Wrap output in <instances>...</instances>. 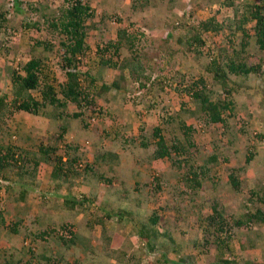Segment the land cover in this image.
Segmentation results:
<instances>
[{
	"label": "rangeland",
	"instance_id": "374dc122",
	"mask_svg": "<svg viewBox=\"0 0 264 264\" xmlns=\"http://www.w3.org/2000/svg\"><path fill=\"white\" fill-rule=\"evenodd\" d=\"M12 1L0 0V10L9 9L11 13L9 27L6 28L5 33L0 34V95L6 89L8 90L9 69L18 67L34 54H43L48 57L52 68L55 69L58 56L61 54L59 35L50 32L46 17H41V12L47 15H58L60 8L67 4L66 0H20L25 3L21 6L22 9L27 3H36L35 6L40 12L38 14L27 8L24 13H15ZM87 1L93 9V16L86 22V41L89 47L85 52L91 58L96 53L97 45L114 40L117 30L130 26V21L135 18L129 8L130 0ZM226 1L152 0L147 14L154 20L155 27L144 28L139 22L136 23V27L144 33L146 38L150 39V43H146L144 36H141L139 41L140 50L143 51L142 56L145 55L149 66L147 70L149 80H146L143 86L138 84L136 88L131 80L126 84L125 90L111 89L107 94L108 102L104 103L98 99V103L110 109L116 121H112L107 115L95 113L88 117H94L95 120L88 121L86 126L89 132H94L92 135L95 137L94 139L92 137L95 141V152L93 151V154L88 157L90 162L81 160L85 169L89 168L84 175V180H88L91 185L87 187L89 192L98 197L106 198L108 193L115 196L116 199L110 198L108 208L102 207L104 213L109 211V208L113 210L122 207L119 203L121 198L123 201L127 200L130 206L136 198H141L142 216L147 215L149 218L155 212L159 219L160 231L166 228L172 231V236L176 241L175 247L173 244L167 249V254L172 257L178 255L177 243L190 241L191 246L184 256H194L197 260L199 259L200 251L198 253L197 249L192 248L193 241L198 239V232L194 230L197 226V218L194 214L198 212L199 203L205 204L206 214L211 212L212 202H217L224 207V212L229 214L247 203L249 189L259 187L258 180H264V51L259 49L255 43L252 21L243 24V30H246V33L237 28L238 18L244 12L245 4H258L264 9V0H233V4L230 5L226 4ZM211 17L215 18L214 25L215 23L220 24L221 28L201 34L203 44L198 49L202 52L198 54L191 50L196 43L192 44V47L188 46V42L191 41L190 37L195 31L191 27ZM24 21H27L26 23L37 21L40 29L24 27L22 25ZM180 21L186 24L179 26ZM35 39L50 41L53 48L48 52H42L40 47L33 50L31 47ZM244 40H246L245 44ZM213 57L215 59L219 57L220 60L234 58L245 62L248 66L257 67L256 65L259 64L260 69L247 75L228 73L224 79L225 85H223L224 83L213 78L214 68L211 65ZM122 75L123 73L116 69H108L99 76L100 79H97L96 84L111 83L112 79H119ZM165 76V80L162 79ZM160 77H162L161 80H158ZM200 79L204 81L211 100L217 101L224 98L233 101L232 109L229 110V108L223 112V122L210 123L201 111L198 100L191 97L192 90H188L187 87L193 89V83ZM70 111L73 110L68 107L63 115L71 113ZM41 115L49 117L51 111L46 110ZM33 118L22 112L7 113L4 117L5 121L0 120V145H10L24 150L19 145L22 140L34 151H38L41 144L57 146V153L63 152L66 146L75 147L74 137L67 136V132L64 135L61 134V129L60 131L52 129L48 132L49 137H44L41 141L28 140L23 133L17 132L19 125L33 126ZM26 119L28 125L25 123ZM58 121V126H68V128L75 127L76 129L84 126V122L79 121L78 124L77 119H70L69 123ZM108 124L118 125L121 134L119 139L113 142L107 140L108 142L103 141V144H100V137H104V130L108 129ZM155 126L161 127V134L168 144L175 139L184 141L186 138H192L194 140L195 144L191 148L193 152L191 162L206 163L210 168L211 178L203 180L202 189L198 192L192 194L188 189L187 193L182 179L183 169L175 167L172 162L180 156L172 154L171 158L162 159L153 157L151 148L155 147V138L151 136V131ZM185 131H188V134H185ZM79 132L88 133L85 129H80ZM17 133L20 134V138L16 137ZM146 138L152 146L144 149L140 142ZM89 140L91 141L90 136ZM106 149L113 151L120 149L119 162L102 161L99 157ZM249 155H252V159L246 163L245 158ZM92 165L94 166L91 167ZM234 168L243 170V173L235 172L239 174L241 182L239 191L234 190L228 181V172ZM38 169L39 167L22 176L21 179L25 180L24 185L18 182L20 165L3 169L0 173V201L4 195H14L12 189L4 190L2 187L25 186L24 188L28 191L34 189L32 185L38 176ZM85 169H81L83 173ZM103 177L109 178L110 183L102 180ZM99 186L101 189L97 191ZM96 205L98 204L94 202V206ZM185 228L191 231L189 235L184 236V232L181 231ZM260 228L264 231V225ZM234 233L236 234L232 245L234 251L239 246L238 237L244 238L245 243L249 245L251 243L256 245L258 238L254 229L234 230ZM204 234L212 240L209 231ZM211 243L208 246L209 252L202 258L204 263L215 254L214 240ZM154 244L159 249H156L155 253L164 250L158 241ZM255 248H250V254L258 256L257 252H254ZM222 249L224 252L225 248ZM3 250L5 248L0 244V264L4 259ZM107 253L114 254L109 251ZM233 255L240 257L237 256L236 251ZM162 259L165 261V258Z\"/></svg>",
	"mask_w": 264,
	"mask_h": 264
},
{
	"label": "trees",
	"instance_id": "16d2710c",
	"mask_svg": "<svg viewBox=\"0 0 264 264\" xmlns=\"http://www.w3.org/2000/svg\"><path fill=\"white\" fill-rule=\"evenodd\" d=\"M151 1L152 0H130L129 8L135 20L130 21V26H124L118 29L114 40H108L106 44L97 45L96 53L91 58H89V55L85 52L89 47L86 41V22L93 16V9L87 0H66L67 4L65 7L60 8L58 15H47L45 12H41V17H46V23L50 32L52 31L59 35V49L61 54L58 56L55 69L52 68L49 62L50 59L43 54H34L18 67L9 69L8 90L6 89V91L0 95V120L4 122L5 115L14 111L34 117L44 114L46 110H50L51 116L54 117L58 115L61 116V118L63 116L70 117L71 120L81 119L84 122V127L87 126L88 121L95 120L94 117L88 118L91 116L90 114L93 115L95 113L107 115L115 122L116 117L111 114L110 109H106L102 103H98V99L107 103L109 100L107 94H109L111 89L120 91L125 90L126 84L131 80L133 81L134 88H136L139 86L138 84L143 86L146 84V80H149V76H147L149 66L145 55L142 56L143 51L140 50L139 41L141 36H144V41L146 43H150V39L146 38L144 33L136 27V23L139 22V24H141L140 26L144 28L151 29L155 27L156 24H154V20L149 18L150 16L147 14L148 8L151 6ZM24 4L25 3L20 0H13L12 7L14 8V12L24 13L27 9H30L35 14L40 13L39 8L35 6L36 3H27L26 7L22 9L21 6ZM226 4H233V0H227ZM25 8L27 9L25 10ZM10 15L9 9L0 10V34L5 33L6 28L9 27ZM214 20L215 18L211 17L205 21H199L195 26L192 25L191 28L195 29V31L190 37L191 41L188 42V46L192 47V44H196L195 47L192 49L190 48L191 50L201 54L202 51L198 49L199 46L203 44L201 34L212 29L216 31L221 28L220 24L215 23L214 25ZM238 20L239 25L237 28L243 33L247 32L243 30L244 23L249 21L254 23L253 32L255 43L259 49L264 51L263 7L258 4H245L244 12L241 17L239 16ZM26 22L27 21H24L22 23L24 27L29 26L37 28L38 30L40 29V25L37 21H33L32 23ZM185 24L184 21L178 22L179 26H184ZM179 41L181 40L179 39ZM245 43L246 40H244V44ZM39 47L42 52H48L53 48V44H51L50 41L35 39L31 48L35 50L37 48L39 49ZM211 65L214 68L213 78L224 83L223 85H225L224 79H226L228 73L247 75L260 69L259 64L256 65L257 67H255V65L248 66L245 62L240 60L237 61L234 58L230 60H220L219 57H216V59L213 57L211 59ZM108 69H116L123 73V75L119 79H112L111 83L104 82L97 85L96 81L100 79L99 76L107 72ZM161 78L162 77L158 78V80H161ZM164 78H166V76L162 79ZM193 84V89L192 87H187V89L192 90L190 92L191 97L198 100L201 111L207 116L208 121L210 123L223 122V112L229 108V110L232 109L231 105L233 101L224 98L218 99L217 101L211 100L202 79ZM69 104L74 105L76 110L63 115ZM56 110L58 114H56ZM107 127L110 132L104 127V137H100V144H103L104 139L110 140L111 142L119 139L118 137L121 133H119L118 125L108 124ZM67 128L68 126H61L60 133L64 135ZM190 128H187V130H190ZM184 133L188 134V131ZM151 136L155 138V147L151 148L153 149V157L155 159L171 158L172 154L180 156L179 158L177 157V159H173L172 162L175 167L183 169L182 179L187 188V193L188 189L192 194L198 192L202 189L203 180L211 179L209 175L210 168H208L206 163L196 164L191 162L193 156L191 148L195 144L192 138H186L184 141L175 139L168 144L161 134V127L159 126H155L152 129ZM140 143L144 149L152 146L147 138L143 141L141 140ZM38 151L39 153L21 150L18 147H12L10 145H0V173L3 169L20 165L19 177L23 178L22 176L35 170L40 162L44 161L53 165L52 177L54 176L56 180L67 179V181L70 182L73 180L72 178L82 172L79 171L80 169H85V165L81 164V155L78 152L77 146H66L63 152L57 153V146H45L41 144ZM112 153V150L106 149L99 158H101L102 161L117 162L118 156ZM38 154L42 158L40 161L37 159ZM112 157L114 159H112ZM251 159L252 155H249L245 158V162L249 163ZM25 167L28 168L25 169ZM88 169L89 168H86L85 171ZM235 172L243 173V170L242 168L232 169L228 172V181L234 190L239 191L241 182L239 180V174H235ZM101 179L106 183H110L109 178L106 179L103 177ZM258 183L259 187H252V189H249L247 203H244L240 209L229 214H226L224 212V207L220 206L217 202H212L210 204L211 212L208 214L204 212L205 204H198V212L194 214L197 218V226L194 230L198 232V239L197 241H193L192 245V248L197 249L198 253L200 251L198 260L194 256L182 255L176 258L167 254L166 250L173 244L175 247L176 241L172 236V231L168 228L161 232L159 231L161 229L154 227L155 223L159 221L155 212L152 213L147 221V223L150 224L144 228V234L146 235L141 236V234L138 233V236L146 241L152 238V242L154 239L157 241L160 237L159 239H161V241L158 242L161 243V248L164 249L160 253H162V257L165 258V261L169 262V264H204L202 258L209 252L208 246L212 244V240L215 242L214 245L225 248V251L229 253L233 245V240L236 239L234 230L254 229L258 238L256 243L259 245L262 240V238H260L259 229L264 225V180H258ZM212 186L214 189V185ZM74 202L80 203L79 200H75ZM3 212L4 209L0 206V225L4 224ZM123 214L124 212H122V210L118 212L119 216H123ZM119 219L120 218H118V220ZM72 226L71 223H68L63 225L62 228L70 229ZM51 231L52 230H49V232ZM181 231L184 232V236L186 234L189 235L191 232L188 228L182 229ZM206 231L211 233L212 240L205 236L204 232ZM45 233L46 235L48 234L47 232ZM237 240L239 243L238 250L246 246L245 244L247 242L245 243L244 238L238 237ZM181 242L183 243V241ZM154 243L155 242H153L152 245L149 243L152 250L156 249ZM183 245L188 250L191 246L190 241L183 243ZM157 250L159 249L157 248ZM262 254V258L264 259V246L262 247ZM230 256L231 258H228ZM230 256L221 259V263L238 264V262L232 258L234 255L231 254ZM158 260L160 259L158 258ZM1 264L12 263L5 260ZM244 264H264V261H252L250 259L246 260Z\"/></svg>",
	"mask_w": 264,
	"mask_h": 264
},
{
	"label": "crops",
	"instance_id": "0c3cea01",
	"mask_svg": "<svg viewBox=\"0 0 264 264\" xmlns=\"http://www.w3.org/2000/svg\"><path fill=\"white\" fill-rule=\"evenodd\" d=\"M68 107L73 110L70 112L76 110L72 104ZM56 114H58L57 110ZM58 120L69 123L70 117L36 115L32 119L33 126L23 125L22 127L19 125L17 132L23 133L28 140L41 141L44 137H49L48 132L52 129L60 131L61 126L57 125L59 124ZM77 121L79 124V121L82 120L77 119ZM25 123L28 125L27 119ZM72 128H67L68 134L66 135L74 137L73 145L78 147L81 160L90 162L88 157L93 154L95 149V141L92 140V137L95 138L92 135L94 132H89L84 126ZM80 129H85L88 133L82 134L79 132ZM18 133L16 137L20 138ZM89 136L91 141H88ZM103 141L108 142L106 139ZM19 145L24 150L39 153V151L29 148L22 140ZM113 153L115 156L120 157L121 155L120 149L114 150ZM119 157L117 162H119ZM37 159L42 160L39 154ZM112 159L114 158L112 157ZM91 163L93 164V162ZM38 167V176L32 185L34 189L28 191L24 188L25 186L22 187L19 184H17L18 188L14 186L2 187L4 190L12 189L14 195H4L0 201V205L4 209V224L0 225V244L5 248L2 251L4 259L1 262L8 260L12 264H168L163 261L162 253H157L158 251L155 253L158 246L155 250L150 248L155 239L153 242L152 238L146 241L138 236V233L141 236L146 235L144 228L150 224L147 223L149 220L147 215L142 216L141 198H136L131 206L127 200L123 201L121 198L119 203L122 207L113 210L109 208V211L104 213L102 207L108 208L110 198H116L109 193L106 194V198L91 194L87 188L90 184L88 180H84L86 171L83 173L80 169L79 171L82 172L69 182L67 179L56 180L54 176L52 177L53 165L51 163L42 161ZM18 179L20 185L25 184V180L23 181L19 177ZM99 189L101 186L97 187V191ZM75 200H79L80 203H75ZM71 201L74 203L71 204ZM94 202L98 205L94 206ZM121 210L124 212L123 216L118 215ZM66 213L67 215L64 216ZM118 218L120 219L118 220ZM68 223L73 225L70 229L62 228ZM154 227L161 229L159 221L155 223ZM49 230L52 231L49 232ZM45 232L49 233L46 235ZM260 232L262 240L259 245L256 243L254 246L253 243L250 245L246 243L244 248L235 250L237 256L240 257L232 258L238 264H244L246 260L250 259L264 261L262 258L264 231L260 228ZM159 238L157 241L161 240ZM177 245L178 255L176 258L184 256L187 250L182 242ZM256 246V251H253L257 252L258 256L250 254V248L254 249ZM107 251L114 254L109 255ZM235 251L231 248L229 253L233 254ZM214 253L212 256L210 255L208 262L203 263L222 264L220 260L231 255L226 251L223 252L221 246H216ZM242 257L243 259H241Z\"/></svg>",
	"mask_w": 264,
	"mask_h": 264
}]
</instances>
